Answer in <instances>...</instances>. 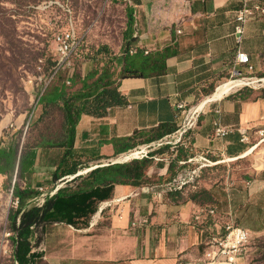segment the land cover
I'll return each mask as SVG.
<instances>
[{"label":"crops","instance_id":"0c3cea01","mask_svg":"<svg viewBox=\"0 0 264 264\" xmlns=\"http://www.w3.org/2000/svg\"><path fill=\"white\" fill-rule=\"evenodd\" d=\"M126 1L134 16L131 50H164L169 55L161 74L117 79L125 104L108 107L103 117L80 116L74 147L103 156L91 163L112 162L117 155L112 138L175 127L181 119L178 103L186 109L192 107L234 71L247 73L245 64L235 59L237 51L248 55L250 73L264 78V16L248 20L238 41L234 12L240 0ZM215 123L226 129L223 136L214 134ZM263 128L264 82L256 87H236L207 103L188 132L187 144L194 159L249 158L256 173H262L255 179L257 189L264 187V141L256 144L257 131ZM243 134L249 137L248 142L241 140ZM152 156L160 159L152 158L146 181L138 186L115 185L112 197L100 203L87 227L51 225L34 246L38 250L32 248L36 264H175L179 257H197L202 233L193 216L207 204L191 199L189 192L201 187L218 201L217 191L201 180L170 189L173 180L187 174L184 164L176 162L172 153L154 152ZM142 217L147 218V224L131 225Z\"/></svg>","mask_w":264,"mask_h":264},{"label":"rangeland","instance_id":"374dc122","mask_svg":"<svg viewBox=\"0 0 264 264\" xmlns=\"http://www.w3.org/2000/svg\"><path fill=\"white\" fill-rule=\"evenodd\" d=\"M126 3V0H0V147L12 145L16 154L8 174L0 173V264H13L10 259L15 248L11 244L12 239L10 237L7 243L2 240L6 232H11L12 186L17 184L24 188L28 183L37 190L49 191L39 176L51 170L58 151L40 150L35 165L37 174L28 181L19 177L17 157L24 146L34 147L40 140V134L52 138L53 132L61 128L63 116L59 110L50 107L44 111L38 103L39 93L57 60L55 37L72 28L81 38V43L78 55L73 57L70 66L59 69L60 73L51 85L67 76L85 74L95 67L113 71L114 64L110 58L121 50L126 29ZM66 85L69 91H73L80 84L71 86L66 81ZM214 89L209 95L217 90ZM192 123L183 125L180 119L167 137L170 143L156 147L152 152L166 156L172 153L175 158L183 150L186 153L182 155L188 158L181 161L193 158L195 155L187 144L188 132L194 128ZM189 126L192 128L184 131ZM121 155L117 154L112 159H125ZM195 158L182 165L183 173L187 172L183 176L187 180L186 185H195L200 180L206 182L217 191L218 201L208 202L207 194L197 185L196 191L189 192V195L197 193L195 197L202 204L216 205L223 220L230 219L248 229L249 241L239 264H264V187H254L258 184L255 179L262 173H256L249 158L210 159L212 163L207 165H203L200 156ZM192 170L195 173L189 179ZM34 249L38 250V247Z\"/></svg>","mask_w":264,"mask_h":264},{"label":"trees","instance_id":"16d2710c","mask_svg":"<svg viewBox=\"0 0 264 264\" xmlns=\"http://www.w3.org/2000/svg\"><path fill=\"white\" fill-rule=\"evenodd\" d=\"M135 1L132 0L133 3ZM125 15L126 29L121 50L110 58L114 64L113 71L95 67L84 76H67L66 79L51 85V81L60 73V70L54 72V66L50 73L53 77L38 98V103L44 111L50 107L59 110L63 116L61 128L58 132H53L52 138L40 134V140L34 147H23L19 158L17 157L18 174L28 181V178L37 174L35 165L38 152L42 149L57 150L51 170L45 171L41 180L45 186H50L49 191H55L47 195L41 204H37L31 203V200L38 197L41 190L32 188L28 183L24 188L13 185V194L19 200L18 207L12 208L9 216V228L13 233L11 244L15 247L10 257L13 264H36L37 254L32 252V248L39 245L51 225L64 224L75 229L87 227L100 203L112 197L115 185L138 186L146 181V171L152 164V158L107 164L91 163L103 156L90 153L91 150L88 149L74 147L75 127L82 114L103 117L108 107L126 103L117 90L116 81L119 77H146L161 74L165 70L168 52L163 50L145 54L144 50L139 48H133L134 51L130 52L135 40L132 37V6L126 5ZM66 81L70 82L71 86L80 85L69 91ZM173 131L174 127L139 131L128 137L112 138L111 143L114 153L119 154L138 144L158 140ZM183 152L186 153L181 150L176 155V162L188 158L187 155H182ZM153 154L154 152H151L150 156ZM15 158L14 146L0 147V173L8 174L13 168ZM87 169L89 170L86 172L82 171ZM171 169L172 165L169 166V170ZM81 171L82 173L78 174ZM66 176L72 177L65 178ZM203 191L207 194L208 202L212 203V196L208 191ZM195 196L197 193L190 198L197 200Z\"/></svg>","mask_w":264,"mask_h":264},{"label":"built area","instance_id":"2783aa9c","mask_svg":"<svg viewBox=\"0 0 264 264\" xmlns=\"http://www.w3.org/2000/svg\"><path fill=\"white\" fill-rule=\"evenodd\" d=\"M264 16V3L254 0H240V6L234 12V19L237 22L235 26V32L237 33V40L240 41L242 34L244 32V24L250 20L255 19L257 17ZM180 32L179 30H177ZM56 40V52H57V60L55 64V70L61 69L63 66H70L71 60L77 54V50L81 43V38L77 36L74 30L68 29L65 32H61L57 34L55 37ZM133 50H131L132 52ZM144 53H147L146 51ZM236 61L245 64V68L247 73L241 71H234L228 80H245V83L241 87H256L264 82V78H259L252 75L250 72L252 71V66L249 64L248 55L244 52L237 51L235 55ZM53 74L49 75L48 79L45 81L44 87L41 89L39 96L44 91L47 84L52 79ZM224 83V82H222ZM220 83L215 87L214 91L222 84ZM196 105V104H195ZM194 105V106H195ZM189 107L186 109L185 104L178 103L177 109L179 111L178 117L182 119V124L185 125L187 123H192L195 125V121L197 120L199 112H194L193 107ZM214 134L217 136H223L226 133V129L222 128L214 124ZM192 126L185 128L184 131H188ZM258 140L256 144L264 141V128L257 131ZM169 134L165 135L163 138L152 141L150 143H143L141 146H137L132 150L129 149L128 153L131 154L133 151L136 152L135 156H130L127 159L123 160H112L111 163L115 162H127L132 159H142V158H154L155 160H159L155 156H150V153L156 148L163 144L170 143L167 141V137ZM164 139V141L162 140ZM242 141L248 142L249 137L245 134L241 137ZM121 155V156H122ZM194 158H189L187 161H179V164H185L192 162ZM200 159L204 161L203 165H207L212 163L210 159L200 156ZM195 173V170H192L190 173L189 179H192V174ZM72 176H66L65 178H71ZM187 182L184 177L173 180L171 184H169V188H181ZM42 191V189H40ZM55 190L50 191H42L41 194L32 199L33 201H37V204H41L44 201V198L47 195H51ZM11 200L10 204L13 209L18 207L19 200L13 194V186L11 189ZM31 200V201H32ZM195 225L199 228L202 233V239L200 242L201 250L197 257L195 258H184L179 257L175 264H239V261L244 253V249L246 248L249 241V231L242 226L236 225L230 219L223 220V217L220 216L217 211L216 206H207L198 209V211L193 216ZM148 220L146 217L140 218L137 222H132V226L144 225L147 224ZM13 236V233L8 231L5 233L2 240L9 242L10 237ZM15 264H17L15 262Z\"/></svg>","mask_w":264,"mask_h":264},{"label":"bare ground","instance_id":"6f19581e","mask_svg":"<svg viewBox=\"0 0 264 264\" xmlns=\"http://www.w3.org/2000/svg\"><path fill=\"white\" fill-rule=\"evenodd\" d=\"M245 83V80H242V79H238V80H230L222 85H220L217 90L205 97L203 100H201L199 103H197L194 107H193V110L194 112H199L202 107L209 101V100H214V99H217V98H220L222 97L224 94L228 93L229 91H231L232 89L236 88V87H239L241 85H243ZM136 155V152L133 151L131 154H125V155H122L123 158L127 159L129 158L130 156H135Z\"/></svg>","mask_w":264,"mask_h":264},{"label":"water","instance_id":"95a60500","mask_svg":"<svg viewBox=\"0 0 264 264\" xmlns=\"http://www.w3.org/2000/svg\"><path fill=\"white\" fill-rule=\"evenodd\" d=\"M20 154H18V158H19ZM17 165H18V161H17ZM91 169V168H90ZM17 170V169H16ZM89 169L85 170L84 172L88 171ZM79 173H82V172H78Z\"/></svg>","mask_w":264,"mask_h":264}]
</instances>
